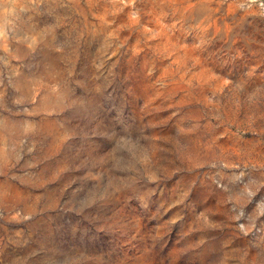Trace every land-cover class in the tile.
I'll return each instance as SVG.
<instances>
[{
  "label": "rangeland",
  "instance_id": "1",
  "mask_svg": "<svg viewBox=\"0 0 264 264\" xmlns=\"http://www.w3.org/2000/svg\"><path fill=\"white\" fill-rule=\"evenodd\" d=\"M0 264H264V0H0Z\"/></svg>",
  "mask_w": 264,
  "mask_h": 264
}]
</instances>
